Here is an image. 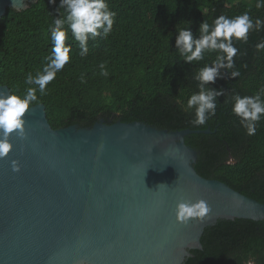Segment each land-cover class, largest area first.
Here are the masks:
<instances>
[{
    "label": "trees",
    "instance_id": "trees-1",
    "mask_svg": "<svg viewBox=\"0 0 264 264\" xmlns=\"http://www.w3.org/2000/svg\"><path fill=\"white\" fill-rule=\"evenodd\" d=\"M59 0H57V4ZM116 13L107 38L88 41V53L79 54L77 42L69 38L71 60L56 73L46 93L36 92L55 129L77 125L93 127L107 123L141 121L159 129H207L210 133L186 136L198 150L194 167L206 178L218 179L235 190L264 203V117L248 135L225 102L239 92L254 95L264 87V50L255 45L264 31L249 32L248 41H234L239 52L236 78L217 79L214 87L225 89L218 98L216 115L205 125L194 127L192 110H185L187 98L197 91L193 75L215 52L191 64L183 63L175 49L176 27H191L198 35L199 24L219 15L235 16L245 11L264 20V8L256 0H108ZM59 12L48 0H33L21 11L8 8L0 18V84L23 95L35 85L25 83L47 63L51 53L49 25ZM108 76L101 75L100 64ZM83 75L84 83L81 82ZM30 106V107H31ZM202 248L192 249L184 264H264V219H223L205 228Z\"/></svg>",
    "mask_w": 264,
    "mask_h": 264
},
{
    "label": "water",
    "instance_id": "water-1",
    "mask_svg": "<svg viewBox=\"0 0 264 264\" xmlns=\"http://www.w3.org/2000/svg\"><path fill=\"white\" fill-rule=\"evenodd\" d=\"M16 1L0 0V18L33 2ZM24 119L25 137L13 133L0 159V264H184L206 227L264 219L263 202L194 167L198 150L185 138L210 128L101 120L55 129L44 104ZM198 199L208 217L178 221L177 203Z\"/></svg>",
    "mask_w": 264,
    "mask_h": 264
},
{
    "label": "clouds",
    "instance_id": "clouds-1",
    "mask_svg": "<svg viewBox=\"0 0 264 264\" xmlns=\"http://www.w3.org/2000/svg\"><path fill=\"white\" fill-rule=\"evenodd\" d=\"M56 5L59 13L49 25L51 53L45 59L47 63L35 75L29 73L25 83L35 85L29 87L21 96L11 89L0 90V159L7 157L13 149L10 137L24 138L25 113L33 102L37 101V90L46 93L47 85L55 79L56 73L63 70L71 60V44L66 43L69 38L78 43L81 56L88 53V41L97 37L107 38L112 31L116 13L109 7L108 0H48ZM256 8H264V0H256ZM190 25V24H189ZM176 27L175 49L183 63L191 64L205 59V54L215 52V59L204 63L193 75L197 82V91L193 92L186 101L185 110H192L194 118L191 123L200 127L216 115L218 98L225 96L223 87H214L217 79L225 77L224 71H229V78H236L240 72L235 67L234 57L239 49L234 41L247 42L249 32L264 31V20L253 19L248 11L235 16L219 15L211 23L203 20L195 35L190 26ZM257 50H264V40L255 45ZM101 75L108 76L105 65L100 64ZM81 82L84 83L83 75ZM225 102L231 103V111L239 119L240 125L248 135H254L256 124L264 117V87L254 95L242 96L233 93ZM13 172L20 170L19 162L11 160ZM160 187V186H159ZM211 211L210 205L204 199L196 201L181 200L176 205L177 220L188 223L190 220L203 222Z\"/></svg>",
    "mask_w": 264,
    "mask_h": 264
},
{
    "label": "bare ground",
    "instance_id": "bare-ground-1",
    "mask_svg": "<svg viewBox=\"0 0 264 264\" xmlns=\"http://www.w3.org/2000/svg\"><path fill=\"white\" fill-rule=\"evenodd\" d=\"M17 1H19V0H17ZM17 1H16V2H17ZM186 200H188V199H186Z\"/></svg>",
    "mask_w": 264,
    "mask_h": 264
},
{
    "label": "rangeland",
    "instance_id": "rangeland-1",
    "mask_svg": "<svg viewBox=\"0 0 264 264\" xmlns=\"http://www.w3.org/2000/svg\"><path fill=\"white\" fill-rule=\"evenodd\" d=\"M237 1V0H236ZM29 4V3H28ZM249 264H252V263H249Z\"/></svg>",
    "mask_w": 264,
    "mask_h": 264
}]
</instances>
